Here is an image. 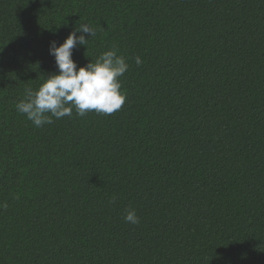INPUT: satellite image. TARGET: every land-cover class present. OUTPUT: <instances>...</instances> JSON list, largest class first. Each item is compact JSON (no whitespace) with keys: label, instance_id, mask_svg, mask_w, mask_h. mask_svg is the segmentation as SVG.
Here are the masks:
<instances>
[{"label":"trees","instance_id":"1","mask_svg":"<svg viewBox=\"0 0 264 264\" xmlns=\"http://www.w3.org/2000/svg\"><path fill=\"white\" fill-rule=\"evenodd\" d=\"M81 23L125 103L37 128L16 104ZM4 204L0 264H264V0H0Z\"/></svg>","mask_w":264,"mask_h":264},{"label":"clouds","instance_id":"2","mask_svg":"<svg viewBox=\"0 0 264 264\" xmlns=\"http://www.w3.org/2000/svg\"><path fill=\"white\" fill-rule=\"evenodd\" d=\"M86 36L94 37L95 30L88 23H81L59 46L56 41L50 42L49 55L54 57L58 74L47 77L38 90L28 89L25 99L16 104L17 112L35 127L53 123V117H71L73 110L81 117L93 111L111 115L124 105L126 96L121 91L120 78L128 71V63L116 50H109L95 63L78 68L72 59L73 49L85 46L89 41ZM135 63L140 65L142 61L136 57ZM124 219L133 225L139 223L134 209Z\"/></svg>","mask_w":264,"mask_h":264}]
</instances>
